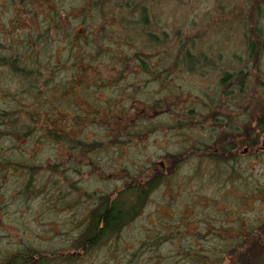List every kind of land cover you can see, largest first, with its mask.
<instances>
[{"label": "trees", "instance_id": "1", "mask_svg": "<svg viewBox=\"0 0 264 264\" xmlns=\"http://www.w3.org/2000/svg\"><path fill=\"white\" fill-rule=\"evenodd\" d=\"M7 1L13 14L9 32L18 28L20 13L39 15L38 18L44 16L38 28L22 32L15 39L8 35L5 42H0V47L7 50V53H0V77L7 73L16 77L20 84L18 92L7 93L11 101L9 109L0 106V176L5 179L8 175H17L21 184L17 193L28 197L38 188L43 171L62 174L65 178L66 171L77 169L73 165L69 169L70 160L64 157L65 152L57 155V149H69L71 153L83 151L104 159L112 151L118 152L117 149L130 144L131 137L136 134L154 130L151 126L164 105L163 96L151 102L141 100L140 89L158 83L161 93L171 90L174 85L166 81L177 78L176 74L183 67L191 68L194 55L179 37L174 45L166 46L165 33L158 34L157 23L151 19L155 12L149 9L147 2L154 0ZM250 1V8L238 10L234 17L239 18L240 23L244 22L246 58L243 65L256 69L255 80L260 87L263 86L260 61L264 52V32L258 27L257 20L264 0ZM63 10L64 13L67 11L68 20L63 17L61 23ZM226 25L218 26L214 31L225 29ZM191 40L195 42L194 37ZM125 46L130 50L126 51ZM99 64L109 67L107 75L101 73ZM248 76L243 68L233 74L223 71L218 93L222 100L209 102V109L201 115L210 121L213 133L205 141L189 144L177 153L161 155L166 172L170 169L171 175L177 165L195 158L216 163L224 161L225 167H233L231 161L236 162L239 156L234 151L238 152L241 143L254 147L261 140L264 142V106H261L246 140H242L245 133H232L234 129H241L240 125L249 128L252 121L240 116L232 118L228 114H231L232 106L238 109L242 105L247 93L243 82ZM20 96L27 97L28 102L17 99ZM136 99L146 107L131 115L132 102ZM145 109H150V117H146ZM65 119L67 122L62 123ZM187 126L183 124L181 129ZM42 146L54 151L49 155L51 159L41 155ZM164 174L157 176L153 165L133 173L128 171V184L97 194L87 211L83 228L70 240L69 246L74 254L84 255L91 250L116 246L126 252L129 244L122 235L127 233L122 232L146 207L152 194L161 188ZM197 235L193 233V240L188 237L190 242L198 240L192 254L184 250L188 249L186 244L191 243L185 240L184 244L179 243L181 241L174 233L165 231L156 235L155 243L147 240L140 246L158 248L160 242L169 239L178 243L176 248L184 250L190 264H222L224 256H233L237 264H253L252 260L259 255L264 244V233H238L241 239L236 247L213 255L209 250H197L207 234ZM76 257L62 251H42L25 245L6 254L0 264L67 263Z\"/></svg>", "mask_w": 264, "mask_h": 264}, {"label": "rangeland", "instance_id": "2", "mask_svg": "<svg viewBox=\"0 0 264 264\" xmlns=\"http://www.w3.org/2000/svg\"><path fill=\"white\" fill-rule=\"evenodd\" d=\"M147 3L149 9L155 12L151 19L153 23H157L158 34L165 33L167 37L166 46L174 45L179 37L181 42L186 43L192 50L193 65L191 68L183 67V70L176 74L177 78L166 81L174 85L172 91L161 93L158 83L157 86L149 84L140 89L141 100L151 102L163 96L164 105L157 113L159 116L156 122L151 126L155 129L131 137L130 144L117 149L118 152L112 151L103 159L92 157L83 151L71 153L69 149L59 148L55 153L58 155L65 152L64 157L70 160L68 168L73 165L77 169L66 171L65 178L62 174L54 175L43 171L38 188L28 197L17 193L21 187L17 175L11 174L5 179L0 176V259L3 260L6 254L18 247L32 245L42 251H62L72 258L77 256L67 263L54 261L50 264H190L186 261L184 250L193 253V246L198 242L188 240L190 236L193 240V233L207 234L206 239L198 244L197 250H209L214 255L215 252L221 253L236 247L241 239L237 235L239 228L247 231L261 224L260 222L264 224L262 140L254 147L247 146L246 142L241 143L238 147L241 155L237 157L236 162L231 161L234 163L233 167H225L224 161L216 163L202 158L198 159L199 162L197 158L194 161L187 159L177 165L170 175L171 170L165 171L161 156L177 153L189 144L205 141L209 134L213 133L210 121L201 115L209 109V102L222 100L218 98V93L223 71L233 74L243 68L249 73L243 82V85L247 86V93L242 105L238 109L232 106L231 114L228 113L232 118L240 116L245 120L252 119L249 128L245 129L240 125L241 129L232 130L233 134L245 133L242 140L249 137L248 131L253 129L255 118L259 115L261 106H264V52L260 61L263 86L257 87L256 69L243 65L246 58L244 22L240 23V19L234 16L238 10L249 9L251 1L154 0ZM35 6L40 11L39 5ZM64 11L61 12V23L63 17L68 20L67 11ZM12 16L8 1L0 0L2 43L8 35L15 39L22 32L38 28V24L44 20L42 15L38 18L39 15L36 17L34 14L20 13L18 28L12 33L9 32L12 29L9 24ZM253 20L254 17L248 24ZM257 23L264 32V6ZM225 24H228L225 29L214 31L216 27ZM79 29L81 30L82 26ZM193 37L195 42L191 40ZM124 49L130 50L129 46ZM0 53H7V50L0 47ZM99 66L102 68L101 73L107 75L109 67H102L101 64ZM99 66L96 67L100 68ZM1 88L3 91L0 93V106L9 109L11 101L7 93L18 92L16 90H20V84L16 77L6 73L0 77V91ZM17 99L28 102L27 97L20 96ZM141 100L132 102L134 104L131 115L142 112L146 107ZM144 113L146 117L152 115L150 109H145ZM65 121L66 119L62 123ZM183 124L188 126L181 129ZM234 124L235 122L231 123V126ZM89 133L91 131H88ZM249 151L251 153L247 154ZM41 152L42 156L51 159L49 155L54 151L42 146ZM149 165L155 167L157 175L166 173L165 181L161 188L152 194L137 218L123 230L122 233L127 234H123L122 238L128 242L129 249L122 252V248L116 246L91 250L84 255L74 254L69 246L70 240L83 228L87 211L93 205L95 196L128 184V171L133 173ZM199 172L201 174L198 175ZM240 218L241 222L238 221ZM161 231L174 233L175 238L181 241L179 243L184 244L185 240L192 245L186 244L188 247L185 248L188 249L183 250L176 248L178 243L166 239L159 243L158 248L154 245L143 248L140 246L147 240L155 243L158 238L156 235ZM262 245L261 252L252 260L253 264H264V244ZM85 248L83 249L86 250ZM229 257L231 256H224L222 264H235L234 257L233 260Z\"/></svg>", "mask_w": 264, "mask_h": 264}, {"label": "flooded vegetation", "instance_id": "3", "mask_svg": "<svg viewBox=\"0 0 264 264\" xmlns=\"http://www.w3.org/2000/svg\"><path fill=\"white\" fill-rule=\"evenodd\" d=\"M264 143V142H263ZM246 150H244L245 152ZM234 153L241 155L240 152L238 151H234ZM258 152H255V154H257ZM159 176V175H157ZM239 222H241V218L238 220ZM261 224H259L258 226L254 227L252 230H244L243 228H239L238 229V233H264V224H262V222H260ZM264 223V222H263ZM228 231V230H227ZM246 231V232H245ZM229 259L233 260V256L229 257ZM234 262L235 264H237V261L234 258Z\"/></svg>", "mask_w": 264, "mask_h": 264}]
</instances>
